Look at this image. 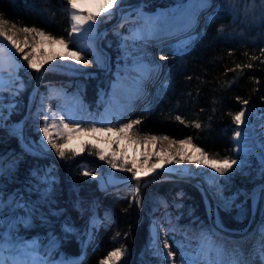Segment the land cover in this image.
<instances>
[{"label": "trees", "instance_id": "trees-1", "mask_svg": "<svg viewBox=\"0 0 264 264\" xmlns=\"http://www.w3.org/2000/svg\"><path fill=\"white\" fill-rule=\"evenodd\" d=\"M137 1L123 0V4ZM185 1L144 0V6L153 12ZM67 3L68 0H0V13L20 26H34L69 40L72 22ZM118 14L117 9L102 15L100 30L113 24ZM133 26L128 23L113 27L103 46L113 53L109 41L121 43L123 32ZM176 40L159 47L160 54L173 61L155 89L152 102L140 110L146 109L142 128L172 138L192 137L214 159L239 161L221 174L226 194L236 196L230 209L220 210V218L228 227L244 228L252 217V202L247 200L241 206L237 203L245 198L243 191L264 182V168L254 155L235 153L238 125L233 116L245 107L244 100L264 113V20L258 15H245L233 0H222L204 16L203 24L194 33ZM80 59L90 66L96 64L88 49L81 51ZM249 64L251 67H247ZM22 75L24 89L14 121L26 117L37 82L34 70ZM113 80L110 72L86 75L53 70L42 76L39 90H47L49 102L56 108L79 97L85 111L82 128L93 124L108 128L115 124L107 121L104 113ZM34 121L32 117L28 132L39 138L42 129L35 130ZM194 121L201 124L199 129L192 125ZM98 151L100 147L85 145L82 153L95 157ZM79 155L69 151L60 162L72 163ZM84 162L72 169L55 165L52 157L26 149L19 135H0V234L19 243L36 242L50 264H98L121 247L126 251L118 264H163L151 246L152 220L158 216L177 264H185L202 246L211 221L203 192L195 183L181 178L150 180L136 199L132 187L102 188L97 178L84 175ZM87 164L91 167L90 162Z\"/></svg>", "mask_w": 264, "mask_h": 264}, {"label": "rangeland", "instance_id": "rangeland-1", "mask_svg": "<svg viewBox=\"0 0 264 264\" xmlns=\"http://www.w3.org/2000/svg\"><path fill=\"white\" fill-rule=\"evenodd\" d=\"M189 1L192 2L193 0H187V1L183 2L182 4L175 5L172 7H166V8L158 7L153 12H148L145 10L146 8L144 6V0H143L141 5L133 7V8H129L128 10L124 11L119 24L124 25V24H128V23H133L134 26L132 28H130L129 30H127L126 32H123V34L121 35V43L115 45L116 39L113 40L114 43L112 41H109V44H111V45L113 44L110 49L111 50L114 49V50H112V52L113 53L115 52V53L114 54L111 53L109 50L106 49V47L103 46V41H104L106 35L108 34V32L103 36L102 41H101L102 46L109 52L110 61H111L110 67L101 66L98 59L95 56V52L89 46L80 44V42H78L77 40H73L72 38H69V40H66V41H68L67 49L74 51L76 53H79V55L81 54V51H83V49H88L89 51L92 52V54L94 56L95 63H96L94 66H99V67L103 68L104 71H101L102 73H109L110 72L111 74H113L114 80L112 82V87H111L112 91H111V95L108 98V102L104 106V113H105V116L107 118V121H111V123L115 122V124H112V126H110L114 130L119 128L121 124H126L129 121L139 120L140 123L137 124L136 127H138V129L141 132H143L145 134H153V135H157V136H167V135H163V134L145 132L142 128L141 115L145 112L146 109L140 111L139 112L140 115L137 114V112L135 110L142 103L147 101L149 93L147 90L148 88L145 85H142L144 87H140L138 85V89H136L137 85H133L132 87L131 86L129 87V91L131 90V88L133 90V93L135 96L134 101L136 103L132 102L134 104V105H132L133 107L129 106L127 104V108L132 107L130 109L131 111L129 110L128 114H126V112L120 113V110L125 109V106H126V104L124 105V93L122 92L121 96L116 98L117 101L115 102L114 98H112L113 88L115 87V85L117 83H119L118 81H121L122 76H124L125 78H129V77H133V76H135V74H137L136 72H138V71L135 70L134 67H129V66H131V64H130V62L126 61L127 60L126 54L128 53V48H129L128 44H131L136 49H141V48H144L146 45L151 44L150 38H148L149 34H148V32H145V30H146L147 26H150L152 28L153 25H150V24H151V20H153L154 17H159L162 15H170L172 13H173L172 15H174V13H175L176 15L182 14L183 18L185 16L188 18H191V17H194V15L197 13V12H194L196 7H199L200 9L203 8V10L200 11L201 14L199 17V21L193 26L194 28L188 32H185L184 34H182L180 36H184V35H188V34L191 35L192 33H194L196 31L195 30L196 28H198L200 25L203 24L204 16L206 14L211 13L212 10L215 7H217L218 4L222 0H208L207 4H202V3H200V0H197L196 6L188 9L187 3ZM233 1L235 2V6L236 7L238 6L242 10L243 13H246V11H247V13H249L252 16L258 15L260 17L262 16V14H264V5L261 4V0H233ZM237 2H238V4H237ZM132 4H134V3H132ZM132 4H126V5H132ZM126 5L123 4V0H119V2L112 9H110L107 13H102L100 16L97 17L95 25L89 26L90 27L89 31H92L97 38L99 33L101 32V30H100L101 16L105 15V14H113L117 9L119 10L118 15H120V7L126 6ZM65 7H67L70 10V16H71L72 10H71L70 6L68 5V3L65 5ZM95 8H96V5L91 4V3H87V4L83 5L82 8L79 9V11H83L84 14L86 15L89 9L95 10ZM175 17H177V16H175ZM118 18H119V16H118ZM178 20L180 21L181 19H178ZM201 22H202V24H201ZM21 27H23V26H21ZM71 27H72V24H71ZM70 32H71V30H70ZM134 33L136 34V38H133ZM168 38H169L168 40H165L162 42H158V43L155 42V44H153V46H152V48L157 52V56L159 58L158 62L156 61L157 63L153 62L147 68V70L148 69L151 70L150 68H152V67H155V66L158 67V72H157L158 75L155 76L152 80V83H153L152 90H155L158 87V84H160L162 82V80L166 74V69L168 68V66L170 64L169 62H167L168 57L160 54L159 47L162 45H165V44H170L173 41H177L176 39L178 38V36L177 37L176 36L168 37ZM34 42H35L34 49H35V54H36L37 53V46L41 45V38L35 37ZM6 43L7 42L4 41V45L7 46ZM0 50H3L2 46H0ZM13 56L15 59L20 61V67H19V71L15 75V77L11 80H8L6 82V84L2 85L3 90L0 91V135H2L4 133V132H1V130H5V129H6L5 132L15 133L10 129V127L13 126L14 124L18 123V122H23L24 119H22L20 121H14L12 118H13V114L15 112H17V110H18L17 107H18L19 98L22 94V90L24 89V83H23L24 78H23L22 72L34 70L30 67H27V64L20 58L19 54L13 53ZM148 59H150V57ZM79 60L81 61V59H79ZM127 63H129V64H127ZM83 64L87 65L85 63H83ZM53 70L60 71V72H66L65 70H63L59 67L47 66L44 68L42 76L46 72L53 71ZM34 71L36 72V74L38 73L36 70H34ZM91 72H93V71H91ZM91 72H89V73H91ZM89 73H86V75H88ZM42 76H41V78H42ZM149 80H151V79H149ZM149 80H148V82H149ZM138 84H144V82L143 83L139 82ZM39 88H40V83H39ZM39 88H38V92L36 95L35 103L33 105L32 113H31L30 119L28 121L27 130H28L29 122H30L32 117L35 118V121L33 124L35 130H40V128L42 129L44 127L45 117H47V123L51 124V122L49 121L50 113L55 114L56 118L54 121L57 123H59V120L62 117V114H65L66 120H67L66 123L72 124L75 122V123H79L81 126V117L83 116L85 111H84V105H83L81 99H79V97H75V98L73 97V100L70 103L65 102L64 103L65 107L56 108V107H53L52 104L49 102V99H48L49 93L47 92V90L41 91V90H39ZM55 89L56 88H54V89L52 88V90H55ZM31 96H32V94H31ZM65 98H67V97H65ZM65 98H63V99H65ZM30 100H31V98H30ZM244 109H246V114L244 117V123L239 125L237 127V130L239 129L242 131V127L245 125L247 117H249L253 123L260 122L264 125V113L261 112L256 107L255 104L250 102L244 107ZM115 116H117L116 119L114 118ZM96 127H98V125H96ZM52 131L55 132V131H57V129H53ZM113 133H115V131L112 133H109V134H113ZM15 134H17V133H15ZM28 134L30 137L35 139V141L37 142L39 147L42 148L43 145H42L41 141L44 138L43 131H42L39 138L34 137L29 132H28ZM129 135H132V132H130ZM59 138H60L59 136L55 137V140L57 143L67 144V141H68L67 139L60 141ZM170 138L171 139H179V138H172V137H170ZM184 138H187V137H184ZM20 139H21V136H20ZM118 139H119L118 142L114 143V147H109V148L105 149L100 144H99V147H100L101 151H103V153L109 159L112 158L111 154L113 152H115L118 162H124V156L126 155L128 167H131V161L134 159L136 161L137 167H140L141 172H143L146 170L145 164L149 159L154 161V162H157L161 159L160 157H162V154L159 150H156L155 152L150 153V151H148V149L146 147L140 146L139 148L132 149L130 147V141L129 140H127L124 137H119ZM240 139H241V137L239 138V140L235 137V142H236L235 153L236 154H244V156H246V155L247 156L248 155L253 156L254 155L255 159H257V162L261 163V168H264V162H262L263 160L261 159L262 157H264V148H261V156L262 157H260V154L257 151H255V149L251 148V145H249V144L246 146L243 145L241 143ZM68 146H69V148H73V147H76L77 145H68ZM197 146H199V145H197ZM79 154L81 155L84 153L79 152ZM57 156L59 157V159L61 158L59 155H57ZM95 157L99 158L98 155ZM214 160H218V159H214ZM103 162L105 163L107 168H109L110 170L113 171V173L116 177L125 178V177H129V176H133L132 172H128L125 169H122L120 167L112 168L111 165L107 162V160H103ZM86 164H87V162L85 161L84 163L81 164V167L84 168V172L88 171V172L92 173V175H88V176H91V177L98 179L102 176V174H104L105 170L101 168V164H97L93 167H92V164H91V167L88 166L89 163L87 165ZM161 170H164V169L163 168L157 169V171H161ZM133 171H135V169H133ZM219 181L221 182V193L225 196L226 199L229 200V203L226 206H219L218 215L220 218V210L221 209H225V210L230 209L232 201L236 195H234V194L233 195H227L226 194V192L224 191L225 190L224 189V182L221 179L220 173H219ZM261 184H264V182L259 183L256 186L261 185ZM255 187H253L252 190H250L248 192L243 191V193L245 194V198L237 203L239 206H241L245 201L251 200L252 209L256 208L254 198L251 194ZM132 188L135 190L134 194H136L137 187L133 186ZM203 195H204V199L206 201L208 214L210 216L211 230H210L209 234L206 236L205 240L203 241L204 243H202V246L197 247L196 252L191 254L189 256V258L186 259L185 264H188V262L192 261L193 258H196L194 261V264H206L205 256H207L208 259L215 262V260L217 259V252H216L217 248H223V250H224V257L223 258H224L226 264H227V261L231 260V258L234 254L236 255V257L238 259H242V261H243L244 260L243 258L245 257L246 251H244V249L242 247L247 246V244H245V242H244V238H247L246 236H248L249 240H251V243H250L251 245L249 244V246H252L254 249L259 248V242H260L259 234H261V232L264 231V215H262V217L259 216L256 223L254 224V227H251L249 225L250 222L244 228L228 227L225 225V223L222 222L221 218H220V220H221L223 225L221 227H218V226H216V224L214 222H212V220H213L212 217L215 215L211 214V212L209 210L207 198H206L204 192H203ZM252 214H253V212H252ZM223 227L238 229L239 234H240V232L242 233V231L247 230L251 227L250 228L251 232L248 235L245 233L244 234L242 233V235L227 234L224 232ZM219 228H221L223 230H219ZM255 236H258V237L255 238ZM7 239H8V243L11 244L13 247L11 249L5 251V253H4L5 256H9V255L15 256L18 254L20 255V254L27 253L29 255L38 254L40 257H43L41 255V253L39 252V250L37 249L36 242L27 241V242L19 243V242H16L15 240L11 239L9 236H7ZM167 240H168V238H167ZM211 240H214V243ZM24 245L35 246V247L34 248L28 247L24 250V252H21V247ZM168 245H169V250L171 251L169 241H168ZM238 246H239V249L237 248ZM154 249L156 251V254H158V256L162 259L163 264H177L174 257H167L166 254L165 255L160 254V252H159L160 249L158 250L155 247H154ZM106 257L107 256H105L103 259H105ZM257 257H259V258H257V260L261 261L260 255ZM118 263H119V261H118ZM48 264H50V263H48ZM62 264H65V263H62ZM98 264H100V263H98Z\"/></svg>", "mask_w": 264, "mask_h": 264}, {"label": "bare ground", "instance_id": "bare-ground-1", "mask_svg": "<svg viewBox=\"0 0 264 264\" xmlns=\"http://www.w3.org/2000/svg\"><path fill=\"white\" fill-rule=\"evenodd\" d=\"M197 3V0H193L192 2L187 3V8L190 9L192 7H195ZM203 8L196 7L194 12H197L194 17L188 18V17H182V14L176 15H162L159 17H154L153 20H151V23L153 21V28L150 26L146 27L145 32H148L150 38L151 44L146 45L144 48L141 49H136L134 46L131 44H128V53L126 54V61L130 62L131 66L129 67H134L137 74L133 77L125 78L124 76L121 77V81H118L113 88V95L112 98H114L115 102L117 101L116 98L121 96L122 92L124 93V105L125 109H121L120 113H125L128 114L129 110L133 107L132 102H131V108H127V104H129V87L133 85H137L136 89H138V85L140 87H144L142 85H145L149 90H152L153 88V83L152 80L155 76L158 75V67H152L150 68L151 70H147L149 65L153 62L157 63L158 62V56L157 52L152 48L153 44L155 42H162L165 40H168V37H174V36H180L182 35L183 32H185L188 28L191 26L195 25L200 17V14ZM186 15V14H185ZM177 16V17H175ZM188 18V19H187ZM178 19H181L180 21ZM13 22H10L8 27L11 29L12 28ZM15 24V23H14ZM16 28L13 29L14 31L17 32L18 38L23 41L25 38L28 40L29 46H24L23 44L21 47H24L25 52H32L34 49V38L23 32L21 27L18 24H15ZM151 25V24H150ZM90 27L89 25H85L84 28L79 33L73 34L72 39L77 40L80 42V44L87 45L89 46L94 52L95 56L98 59L99 63L101 66L104 67H110L111 61H110V56L107 54H103L101 50L99 49L97 45V38L95 34L92 31H89ZM171 39V38H170ZM7 42V41H6ZM7 46H2L3 50H0V65L3 66V72L0 73V80H2V85L6 84L8 80H11L15 77V75L19 71L20 67V61L14 58L13 53L19 54L20 58L27 64V61L23 59V54L20 52H17L15 48L11 47V45L7 42ZM76 52L71 51L69 49H65L62 47L59 43H52L51 41L47 40H41V45L37 46V53L35 54L36 57L39 59H46V63L42 65L41 68L47 66L48 64H53L57 63L59 65H63L67 67L69 70H74L76 68H81L84 66V64L78 59H73L72 55L75 54ZM54 56V59H47L48 57ZM150 59H148L149 57ZM13 61L15 66L13 67ZM157 61V62H156ZM129 64V63H127ZM12 72V75H9V72ZM128 77V76H127ZM151 79V80H149ZM149 80V82H148ZM125 81V82H124ZM143 83L144 84H138V83ZM132 90V88H131ZM133 110V109H132ZM131 111V110H130ZM62 117L64 118L65 123L67 122L66 120V115L62 114ZM56 116L53 113H50L49 116V121L53 123L55 120ZM10 129L20 135L23 138V122H18L14 124L13 126L10 127ZM242 133L243 135L241 136V143L243 145H251V148L255 149L261 156V148H264V125L260 122L253 123L249 117L246 118L245 125L242 127ZM80 134L74 133L73 138L71 140L67 141L68 145H79L80 140L76 139ZM101 135V140L98 141L102 147L109 148V147H114V143L112 141H117L119 140L117 137L116 133L109 134L107 132L100 134ZM155 136L157 137V143L155 145H144V144H133L130 142V147L132 149L139 148L141 147H146L150 153L155 152L156 150H159L163 155H165V150L161 148V140L160 138L163 136H157L153 134H145L141 132L136 125L134 126V130L132 131L133 137H137L141 140H143L144 136ZM90 137L84 136L83 139H89ZM176 141V145L174 146L175 149H179V141L181 140H186V138H179V139H172ZM35 139L33 140L34 143ZM36 142V141H35ZM37 143V142H36ZM42 143V150L44 152L51 153L54 156H57V152L55 149L51 147L50 144H48V140L44 137L41 141ZM164 145L168 144V141H163L162 142ZM25 144L27 148L32 149L33 144L25 141ZM253 146V147H252ZM200 148L197 146L193 141L191 145L185 144L184 145V150L185 152H189L192 150V148ZM203 150V149H202ZM173 149H168V152L171 153ZM204 151V150H203ZM205 152V151H204ZM207 153V152H205ZM185 153H181V156H183ZM208 154V153H207ZM209 159L214 160V158L208 154ZM181 159V157H175L170 160V162L165 163L163 159H160L157 162H154L152 160H148L145 164L146 169L151 168L153 164L157 165L156 170L153 172H156L158 168H163L164 170H172V171H183L185 173L192 174L197 177L198 182L203 189L205 196L207 198V203L209 210L211 214H214L215 220L217 222V226L221 227L223 224L219 218L218 215V210L219 206H226L229 203V200L225 198V196L221 193V182L219 181V173H216L213 168L209 167L207 164H200L197 165L194 162V159H183L181 163H177L176 160ZM262 162H264V157L261 158ZM261 164V163H260ZM160 165H163L161 167ZM101 168L107 171V181L109 183H114L122 181L121 178H116L113 171L106 170L103 160H101ZM104 171V172H105ZM150 172V173H153ZM103 177V174L102 176ZM145 181V180H144ZM143 181H138L136 183V187L139 188L140 185L142 184ZM264 192V184L256 186L253 191H252V196L254 198L255 206L258 207L260 201L262 200V194ZM251 232V229H248L245 234H249ZM248 237V236H247ZM258 236H255V238ZM259 237L261 239V234H259ZM245 244L247 246L242 247L245 252V257L243 258L245 264H264V261H258L257 256H259V248L254 249L252 246H249L251 243V240L249 238H244ZM251 245V244H250ZM249 246V247H248ZM248 247V248H247ZM247 248V249H246ZM24 255V254H20Z\"/></svg>", "mask_w": 264, "mask_h": 264}, {"label": "snow or ice", "instance_id": "snow-or-ice-1", "mask_svg": "<svg viewBox=\"0 0 264 264\" xmlns=\"http://www.w3.org/2000/svg\"><path fill=\"white\" fill-rule=\"evenodd\" d=\"M119 0H68V5L70 6L72 13H71V21H72V27L71 32H69V38L72 37L73 34L79 33L82 28H84L85 25L94 26L95 22L97 20V17L100 16L102 13H107L110 9H112ZM208 0H200V3L207 4ZM91 3L96 5L95 10L89 9L87 14L85 15L83 11H79V9L82 8L83 5ZM261 4L264 5V0H261ZM247 15V11L245 13ZM261 19L264 20V14H262ZM10 21L4 18L3 13H0V46H5L4 41H7L11 47L15 48L17 52H20L23 54V59L27 61V67H30L37 72L40 71L42 65L46 63V59H39L35 56V49L32 50V52H25L24 47H21L23 44L24 46H29L27 38H25L23 41H21L18 36L17 32L13 29L16 28V25L13 23L12 28L10 29L8 27ZM223 25L220 28V31H223ZM23 32L31 35L33 38L40 37L41 40H47L51 41L52 43H59L62 47L65 49L68 46V41H66L63 37L57 38L50 33H46L40 29H37L36 27H27L24 26L21 29ZM133 38H136V34L134 33ZM264 52V50H262ZM55 57H48L47 59H54ZM73 59H80L79 53H75L72 55ZM252 59H256V57H252ZM15 66L13 61V67ZM237 67H240L239 65ZM247 67H251V64L247 65ZM3 72V66L0 65V73ZM9 75H12V72H9ZM2 80H0V91H2ZM242 103L246 106L249 101L244 100ZM246 114V109L242 108L241 111L237 112L233 116V120L236 123V125H241L244 123V117ZM177 120H181V117L177 116ZM183 122V121H181ZM139 120L135 121H129L126 124H121L119 128L113 129L111 127L108 128H98L95 124L91 125L89 128H82L79 123H72L68 124L65 123L64 118L61 117L59 120V123L53 121V123L48 124L47 123V117H45V125L42 128L44 137L48 140V144L51 145L53 149L56 150L57 154L64 158L66 156L67 152H71L73 155L84 151L85 145H92L95 148H99L98 141L101 140V135L105 132L112 133L115 131L117 134V137H124L133 144L139 145H155L157 143V137L155 136H148L145 135L143 140L133 137L129 135L130 132L134 130V126L139 124ZM192 125L199 129L201 127V124L199 122H192ZM53 129H57V131L53 132ZM73 133L80 134L76 139L80 140L79 145L73 148H69L68 144H60L57 143L55 140V137L59 136L67 140H71L73 138ZM243 135L241 130H237L235 132V137L239 140V138ZM84 136L90 137L89 139H83ZM192 137H187L186 140L179 141L180 148L175 149L174 146L176 145V141L172 140L168 136H163L160 138L161 140V148L165 150V155L160 157L164 160L165 163L170 162L171 159L175 157H181V159H177V163H181L183 159H194V162L197 165L200 164H207L209 167L213 168L216 173L223 174L229 169L233 167V165H236L239 163V161L234 159H229L228 157H225L223 160H211L208 157V154L205 153L202 149L193 147L191 151L185 152L184 145L192 144ZM168 141L167 145H164L162 142ZM113 143H117V141H112ZM168 149H173L171 153L168 152ZM181 153H185L183 156H181ZM143 154V153H142ZM97 155L101 160H107V162L111 165L112 168L120 167L122 169H125L128 172H132L133 176L139 180L141 175H148L150 172H153L156 170L157 165L153 164L151 168L146 169L145 171L141 172V168L137 167L136 161L133 159L131 161V167L127 166V156H124V162H118L116 158V153L113 152L111 154L112 158L109 159L103 151H98ZM163 167V165H160ZM135 169V171H133ZM84 175H92L91 172L85 171ZM2 203V202H0ZM70 230V229H66ZM13 246L8 243V239L6 236L0 234V264H48V261L44 260L43 257H40L38 254H32L29 255L25 253L24 255H9L5 256V251L11 249ZM28 247H35V246H29L24 245L21 247V252H24V250ZM164 248L168 249L169 245L167 241L164 243ZM259 255L262 261H264V231L261 232V239L259 242ZM126 249L123 247L116 248L113 251L109 252L107 257L103 260H101L100 264H118V261L121 259V257L124 255ZM238 251V250H237ZM217 259L215 262L208 259L207 256H205L206 264H226L224 260V250L223 248H217ZM167 257H174V253H172L170 250L166 253ZM196 258H193L192 261H189L188 264H194ZM227 264H245L242 259H238L236 255L234 254L231 258V260L227 261Z\"/></svg>", "mask_w": 264, "mask_h": 264}, {"label": "water", "instance_id": "water-1", "mask_svg": "<svg viewBox=\"0 0 264 264\" xmlns=\"http://www.w3.org/2000/svg\"><path fill=\"white\" fill-rule=\"evenodd\" d=\"M142 2H143V0H138L137 2H135L132 5H126V6L121 7L120 8L119 18L113 24H111L110 26H108V27L104 28L103 30H101V32L99 33V35L97 37V45H98L99 49L101 50V52L103 54L109 55V52L102 46V43H101L103 36L107 32H109L113 27L117 26L120 23L124 11L128 10L129 8H133V7L139 6V5L142 4ZM201 24H202V22H201ZM193 26L188 28L185 32L190 31L191 29H193L194 28ZM172 61H173V58L172 57H168L167 62L171 63ZM47 66L59 67V68L65 70L66 72L71 73V74H86V73H89L91 71H104V69L99 67V66H90V65H84L83 67L76 68L74 70H69V69H67V67H65L63 65H59L57 63L48 64ZM47 66H45V67H47ZM45 67L41 68L40 71L37 73V82H36L35 88H34V90L32 92L30 105H29V110H28V113H27L26 117L23 120V138L21 137L22 144L24 145V147L26 149H28L29 151H31L33 153H38V154H41V155H48V156L52 157L53 164L69 166L70 169H72L74 166H76L77 164L81 163L82 161L90 162L93 166H95L97 164H101V159L100 158H98V157H88V156H86L84 154H81L78 157V159L76 161L72 162V163L68 164L66 162H60V159H59L58 156H54L51 153L44 152L35 141L33 143L34 139L29 136L28 130H27V125H28V121H29L31 113H32L33 105L35 103L36 95H37L38 88H39V83H40L41 76H42V73H43V70H44ZM148 93H149V96L147 98V101L142 103L140 105L141 107L145 106L147 103H150L152 101L153 90H151V91L149 90ZM134 100H135V96H134L133 90H130L129 91V102L130 103L128 105L131 106L130 104H131V102H135ZM132 105H134V104L132 103ZM140 106L135 111L139 110ZM5 131H6V129L5 130H1V132H5ZM25 141L33 144V148L32 149L27 148V146L25 144ZM103 164H104L106 170L110 171V169L106 167L104 162H103ZM116 178H118V177H116ZM162 178H181V179L189 180V181L195 183L203 191V189L201 188V186H200V184L198 182L197 177L192 175V174L185 173L183 171L161 170V171H156V172H153V173H149L146 176L145 175H141L139 180H137L134 176H129V177L121 178L122 181H119V182L115 181L114 183H109L107 181V171H105L104 174H103V177L98 178V180H99L100 186L102 188L133 187V186H136V183L138 181H143L142 184L140 185V187L137 188V191H136V195H137V197H139L140 196L141 187L145 183H147L150 180L162 179ZM263 206H264V192L262 194V200L260 201L259 206L258 207L255 206L256 208L253 209V214H252V217H251V221L249 223V225L251 227H254V224L256 223V221L259 218V216L262 217V215H264L263 214L264 213V207ZM212 219H213L212 222L217 224L214 216L212 217ZM223 229H224V232L227 233V234H238V235H242V233L244 234L248 230V229L244 230V231H242V233L240 232V234H239L238 229H232V228H228V227H223ZM223 229L219 228V230H223Z\"/></svg>", "mask_w": 264, "mask_h": 264}, {"label": "built area", "instance_id": "built-area-1", "mask_svg": "<svg viewBox=\"0 0 264 264\" xmlns=\"http://www.w3.org/2000/svg\"><path fill=\"white\" fill-rule=\"evenodd\" d=\"M152 233H153L152 248L154 250V253L156 254V251L154 249V247H155L158 250L160 249L159 250L160 254L165 255L167 253V251H169V248L165 249L164 243H165V241H167V243H168V240H167V235H166V231H165L164 225L162 223V220L158 216L153 218ZM156 255L158 256V254H156Z\"/></svg>", "mask_w": 264, "mask_h": 264}]
</instances>
